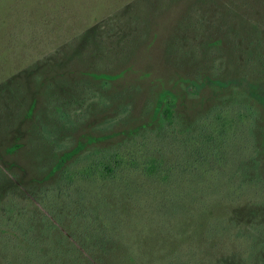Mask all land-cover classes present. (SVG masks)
<instances>
[{
  "label": "trees",
  "instance_id": "1",
  "mask_svg": "<svg viewBox=\"0 0 264 264\" xmlns=\"http://www.w3.org/2000/svg\"><path fill=\"white\" fill-rule=\"evenodd\" d=\"M2 3L16 51L62 54L91 30L89 0ZM174 106L163 100L162 128L79 158L36 193H7L0 264H264L258 111L219 104L179 129Z\"/></svg>",
  "mask_w": 264,
  "mask_h": 264
},
{
  "label": "rangeland",
  "instance_id": "2",
  "mask_svg": "<svg viewBox=\"0 0 264 264\" xmlns=\"http://www.w3.org/2000/svg\"><path fill=\"white\" fill-rule=\"evenodd\" d=\"M88 4L91 30L62 54L16 51L0 30V202L7 193H36L79 158L144 127L162 128L167 99L179 129L219 104L254 106L264 159V103L256 96L264 94V0Z\"/></svg>",
  "mask_w": 264,
  "mask_h": 264
}]
</instances>
